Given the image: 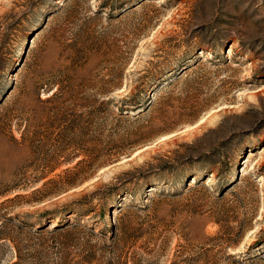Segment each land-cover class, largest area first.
I'll use <instances>...</instances> for the list:
<instances>
[{
  "label": "rangeland",
  "instance_id": "obj_1",
  "mask_svg": "<svg viewBox=\"0 0 264 264\" xmlns=\"http://www.w3.org/2000/svg\"><path fill=\"white\" fill-rule=\"evenodd\" d=\"M97 1L0 0V219L45 226L40 236L6 227L0 264L16 260L10 238L21 249L29 240L40 249V264H54L63 236L48 234L58 222L49 214L93 208L82 220L92 224L110 187L130 190L120 197L121 207L136 204L125 220L142 229L125 252L155 250L136 255L135 264H249L252 256L264 258V0H140L115 18ZM199 43L213 47L196 51L187 82L161 106L165 121L158 112L151 121H117L116 101L135 89L139 76L166 60L177 64ZM123 66L127 76L107 105L98 89ZM203 101L195 119L191 110ZM92 111L104 134L97 147L108 150L118 134L137 126L148 141L123 145L128 156L88 167L96 136L86 130L87 142L77 148L72 126H85ZM26 119V141L18 144ZM167 124L172 131H158ZM36 147L40 161L32 155ZM250 151L256 156L246 162ZM185 177L187 189L179 186ZM196 178L202 181L189 190ZM144 180L159 185L141 191ZM111 216L121 222L115 212ZM109 247L97 250L110 259ZM34 252L21 250V256L34 260Z\"/></svg>",
  "mask_w": 264,
  "mask_h": 264
},
{
  "label": "trees",
  "instance_id": "obj_2",
  "mask_svg": "<svg viewBox=\"0 0 264 264\" xmlns=\"http://www.w3.org/2000/svg\"><path fill=\"white\" fill-rule=\"evenodd\" d=\"M140 0H99L97 1L100 7L103 9H107L106 15L109 18H115L121 16L123 12H127L128 10L133 9L135 6L140 5ZM200 45L189 54H185L183 58L177 60L178 63L174 64V62H166L160 66L157 65L153 70H147L137 78V86L135 89L128 93L127 96L116 101L117 112V121H121L124 123H138L144 122L147 119L151 121L155 114L158 112L159 117L164 120V117L168 115L166 110H163L161 106L169 105V100L173 96V88L178 86L180 82H187L188 77L190 76V72L194 70L193 68L197 66L198 63L196 51L199 49H203L204 44L199 43ZM203 45V46H202ZM206 46L211 48L213 44ZM223 65L226 63V59L222 61ZM125 66V65H124ZM124 66L118 72H110L108 79L103 80V84L98 89L97 96L100 98L106 97L105 104H110L112 101L108 98L109 94L113 92L114 89L120 88L122 86V79L126 77L127 74L124 73ZM60 90L58 84L55 85V90ZM54 92L52 96L55 94ZM39 97V95H38ZM39 102L40 99L38 98ZM114 102V100H113ZM203 106H198V103L194 106V110H191V116L195 117V119L202 113L203 107H205V101ZM96 111H92L93 115L88 116L87 124L85 126H79L78 121L73 122L74 129L72 131L77 132V136H75L77 148H79L80 143L87 142L85 140L86 130H91L93 134L96 136L91 138L90 141L94 146H92V151L89 153V161L88 167H96L103 166L118 160L119 157H114L116 154H121L123 156H128L129 153L124 152V146L127 145L129 148L133 146H138L143 142L148 141L149 135H144L140 132L141 127L137 126L131 130H126L123 134H118V138L114 139L113 145L110 146L108 150H103V148L97 147L96 145L102 141L103 132L100 127H97V113ZM28 119V117H27ZM24 121L23 131L21 132L20 141H16L18 144H24L26 141L25 132L27 130V121ZM165 121V120H164ZM78 125V126H76ZM170 125V124H169ZM167 124L165 128H159L158 131L170 132L173 128H169ZM71 127V128H72ZM168 129V130H166ZM114 137H115V133ZM152 135V131H151ZM74 140V141H75ZM82 146V145H80ZM103 150V151H102ZM81 153V152H80ZM78 155H80L77 152ZM32 155L36 160L40 161V147H36L32 151ZM227 169V175L229 174V166ZM213 171V170H212ZM215 172V170H214ZM217 172V170H216ZM215 172V173H216ZM144 176L140 179L143 180ZM146 179V178H145ZM187 177L180 183V187L187 189L188 183ZM202 181V178H196L194 180L193 186L189 187V190H194L199 183ZM227 182L224 188H227ZM147 185H159L156 182H146L144 180V184L141 187V191L144 186ZM223 186L221 189H223ZM110 187L108 191L105 193V202L102 210L99 214L94 216V219H98V221H93L92 224H87L82 222L84 216H90L91 212H94L93 208H89L88 210H82L81 208H67L66 210L60 212H54L53 214H49L48 219H58V222L52 226V229L48 232L51 236H63V240L57 241L55 247L58 251L57 260L54 264H129L134 263V257L136 255L140 257H146L154 253V249L149 250V252H142L140 254L136 252H125L126 250L132 249L135 245L134 242L139 239L142 235L141 226H136L132 228L130 226V221L125 220V216L129 215L132 208L136 206V204H127L121 207L120 197L124 194L129 193V189H117L113 190ZM223 192L225 190H222ZM165 190H160L157 194L163 195ZM170 196L174 195L169 194ZM125 197V196H124ZM3 202L2 204H4ZM0 205V210L3 205ZM80 209V210H79ZM105 212L109 213V222L108 224L103 223V218ZM116 213V220H121L119 224L114 222L112 218V213ZM74 214V219L72 221L68 219H62L63 216ZM37 220H40L42 217L40 215L35 217ZM99 225V230L96 231V225ZM9 227L11 231H16V235L24 234H36V236H40V229H44L45 226H40L36 224H30L27 222H23L18 219V224H14L11 219H0V238L7 239L4 236L5 228ZM30 229H33L34 232H30ZM106 232L109 234L106 236ZM9 240V239H8ZM15 238H10V242L12 244V251L14 252L16 260L10 264H40V249L36 250L35 246H32L28 241L22 242V249L16 242ZM101 241H105V243H112V247L108 245H104ZM107 241V242H106ZM40 248V242L38 243ZM110 248L113 253V257L110 259L106 258L103 254L106 248ZM34 249L36 252L30 254V258L34 260H27L21 256V250H24L26 254H29L31 249ZM103 252H98V250ZM264 252V250L262 251ZM260 254L252 256L248 258L249 264L255 263L257 260H264V258L259 257ZM259 257V258H258ZM106 258V261L104 260ZM238 264H244L243 262H238ZM148 264V263H147Z\"/></svg>",
  "mask_w": 264,
  "mask_h": 264
},
{
  "label": "bare ground",
  "instance_id": "obj_3",
  "mask_svg": "<svg viewBox=\"0 0 264 264\" xmlns=\"http://www.w3.org/2000/svg\"><path fill=\"white\" fill-rule=\"evenodd\" d=\"M255 156H256V154L254 155V154H253V151H250V153H249V155H248V157H247V161H246V162H250V161H252V160L254 159ZM193 183H194V180L191 181L190 185L193 184Z\"/></svg>",
  "mask_w": 264,
  "mask_h": 264
}]
</instances>
